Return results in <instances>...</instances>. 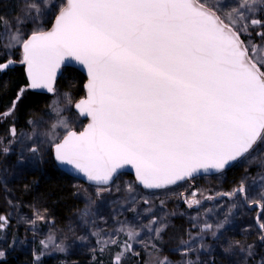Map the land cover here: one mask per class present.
Returning <instances> with one entry per match:
<instances>
[{
    "label": "snow or ice",
    "instance_id": "1",
    "mask_svg": "<svg viewBox=\"0 0 264 264\" xmlns=\"http://www.w3.org/2000/svg\"><path fill=\"white\" fill-rule=\"evenodd\" d=\"M19 15L0 13V73L24 66L27 89L55 91L57 75L73 62L87 74L86 97L76 105L79 114L90 118L87 127L77 133L65 119H58L53 130L43 133L50 151L61 164L71 168L89 184L96 199L113 190L125 193L124 201L135 212L138 193L168 190L197 176L221 173L243 160L253 163L264 154V55L257 56L264 42V0H17ZM247 37V39H242ZM20 52V59L14 58ZM67 99V94H65ZM70 103L71 101L68 100ZM55 104V102H54ZM57 117L60 110L54 108ZM10 112L2 115L6 118ZM30 125L37 122L28 121ZM17 137L16 127L8 130ZM33 131L21 141L17 164L39 157L42 142ZM31 140L32 143L25 141ZM12 140L0 139V153L12 152ZM131 166L135 180L117 183ZM264 170V161L260 162ZM247 179V178H245ZM264 181V175L253 184ZM241 180L230 192L220 193L232 203L223 219L204 220L198 228L199 248L203 236L223 239L230 217L241 205L264 206V183L255 192ZM87 191V189H85ZM259 199H255V196ZM80 221L94 223L91 195L85 197ZM149 204L148 200H143ZM189 207L199 201H186ZM163 206V201H161ZM224 208L223 204L218 205ZM151 212V208L147 210ZM209 209L205 215L211 213ZM33 226L45 217L34 209ZM113 236H97L96 264H138L140 252L135 245L144 243L141 232L153 240L163 239L166 218L152 216L141 229L118 222ZM8 224L0 216V231ZM197 225H193L196 227ZM264 241V223L260 224ZM117 237H122L119 239ZM81 240L84 238L81 237ZM15 243V241H13ZM22 243V242H21ZM42 248L55 245L50 235L40 241ZM64 251L62 245H55ZM111 246H114L111 247ZM184 264L189 259L191 241L181 240ZM153 247H156L154 244ZM234 248L252 255V245L225 241L222 250L235 256ZM5 253L0 251V257ZM39 261L40 255L34 254ZM159 264H171L167 257ZM238 264H247V257ZM264 264V261H262Z\"/></svg>",
    "mask_w": 264,
    "mask_h": 264
},
{
    "label": "rangeland",
    "instance_id": "2",
    "mask_svg": "<svg viewBox=\"0 0 264 264\" xmlns=\"http://www.w3.org/2000/svg\"><path fill=\"white\" fill-rule=\"evenodd\" d=\"M261 45L262 48L257 52L258 57L264 55V42L261 43ZM61 72L62 75H60L62 79H64L68 72L65 71V69H62ZM61 83L62 81L57 87H55L56 90L50 100V106L45 109V112L42 115L34 119V122H37L35 125H29V130L27 131H20V133L17 132L16 138H12L9 134L8 136H0V139H3L5 142L12 140L10 145L12 152L5 156V159L0 162V190L2 191V201L4 206L0 211V216H4L8 220L7 227L3 231H0V251L5 253V255L0 257V259L5 258L7 254L10 253H19L22 257H29L34 261H36L34 259V254L40 255L39 262H43L44 256H50V259L54 261L56 259L55 253L59 252L55 245H62L63 247L72 246L73 250H75L74 253L80 254L82 252L81 249H83L86 244L88 246L86 245L84 248L87 249L89 247V249H93L91 242L94 238L97 240L96 236L93 235V232H100L102 235L106 233V235H104V239H108L109 236H113L114 228L119 227L118 222H128L133 227H137L139 230L148 223L152 216H156L157 218L164 217L166 218L167 223H172L173 215L177 211V213L184 215L186 223L193 229H198L197 226H200L197 225L196 227H193V225L198 222V217L202 218L203 221L207 220L209 223H215L223 219L224 210L228 208L232 201L228 200L226 197L219 196L220 193H225V191H222L224 186L223 180L225 177L222 174H217L210 177L203 176L202 178H196L195 180L187 183L182 182L170 187L168 190L148 191L141 189L138 193H136L139 200L135 205V212L129 211V208L133 205L124 201L123 197L125 196V193L123 192L113 190L111 193H106L104 196L102 194L100 199H96L94 192L91 191L90 195L93 204L96 203L95 205L92 204L93 209H96V213L92 217L94 223L89 222L88 224H85L80 221V214L86 206L85 202L84 206L74 213L70 220L66 222L64 227L56 226V224H54L51 220H48L49 218L43 214L42 215L45 217L43 221L37 220L34 226L29 223L30 220L34 219V216L26 210L21 202L14 198L11 184L15 178L26 172L28 169L34 167H38L39 169L41 167L49 144L45 142L47 138L42 134L55 131L58 136L57 129L53 130L52 128V125L57 123L55 120L61 118L67 120L68 127L72 130H75L77 126L76 121L74 122L75 114L73 115V105L77 99L73 97L70 89ZM65 94H67V99L65 98ZM68 100L71 102L69 103ZM54 108H58L60 110V117H57ZM11 109L7 112L11 113ZM70 111L73 113L71 114ZM82 125L83 122H81L79 127L81 128ZM33 131L37 133V136L34 137V139L38 142H42L39 157L36 159H30L32 154L26 152L25 156L29 159H26L22 164H17L18 154L21 148L20 142L25 140V136H30ZM25 142L29 144L32 143L31 140ZM239 163L248 167L252 164H246L243 160ZM260 175H264V171L254 177H250L252 180L249 183H247L249 178L245 175L243 176L242 180H245L246 186L252 185V192H255L258 189L259 183H264V181H259L258 184H253L254 180H259ZM126 182L131 183L132 181L129 178H124V176L117 181V183L121 185ZM239 184H235L234 187L237 188ZM85 189L86 188H84V190ZM114 193L115 195L113 196ZM254 198L258 199L259 196L257 195ZM145 199L149 201V204L143 203V200ZM193 199L199 201L200 203L199 205H192V207H189L186 201H191ZM161 201H163V206H161ZM219 204H223L224 208H219ZM170 205H172V207H169ZM149 208H151V212L147 211ZM209 209L212 210L211 213L205 215ZM189 210H193V213L190 215L186 214ZM196 210L198 211L197 214ZM261 213L264 216V206L257 204L247 206L244 205V207L243 205L239 206L236 209V212H234L230 217V223L226 225L223 232L218 233V236H222L223 239H214L212 241L213 245L211 248H208L202 256L208 258L218 254V250H220L219 247L224 246L225 241L230 242L232 235L236 230L244 231L245 237L247 238V229H250L254 226V224L258 225L260 228L261 216L259 215ZM9 229L14 233H16V231L20 233L17 237H13L12 234L9 235ZM38 230H43L41 231L42 234ZM50 235L54 239L55 245H51L48 248H42L40 241L47 240ZM150 236L151 234L146 231L141 232V237L144 240V243L135 245L137 251L145 249L146 247H153L155 240L151 239ZM81 237L84 239L81 240ZM13 241H15V243H13ZM252 242V239L246 240L241 242L240 245H252ZM199 243L200 239H196L195 241L194 239L191 240V248L193 250L197 249L199 247ZM234 249V258L240 259L247 255L246 252L241 253ZM152 255L153 256L151 257L153 261H155L156 255Z\"/></svg>",
    "mask_w": 264,
    "mask_h": 264
},
{
    "label": "trees",
    "instance_id": "3",
    "mask_svg": "<svg viewBox=\"0 0 264 264\" xmlns=\"http://www.w3.org/2000/svg\"><path fill=\"white\" fill-rule=\"evenodd\" d=\"M0 13L8 16L9 18H14L15 15H19L17 1L0 0ZM242 39H247V37H242ZM254 42L258 44L263 43L256 37H254ZM3 43H6V41L0 40V45ZM2 51L3 49L0 47V56H2ZM14 58L17 60L20 59L19 51H14ZM65 71H67L68 74L64 79H62L61 72L60 77L54 85V89L62 81L63 85L70 89L73 97L79 100L83 97L82 86L85 78L74 69ZM25 84L26 79L22 64H17L14 68L0 73V136H8V130L12 126H15L16 131L19 133L20 131L29 130L30 124L27 122L34 121V119L42 115L45 112V109L50 106L49 103L53 94L45 95L32 92L27 89L21 95L20 100L16 102L15 109H11L20 88L24 87ZM10 109L11 114L6 118L3 117L2 114ZM70 112L71 114L73 113L72 111ZM73 115L74 122L76 121L77 123L74 131H78L80 129L79 126L81 125V122L84 121L81 120L75 112ZM56 121L58 120H55V122ZM57 132L58 137H60L63 135L64 129L58 128ZM49 148L50 144H48L46 155L44 156L42 165L39 169L38 167L28 169L26 172L22 173L13 180L11 184L12 193L14 198L21 202L30 214L33 215L34 209L39 210L41 214L47 216L49 218L48 220H51L54 224H56V226L64 227L66 222L70 220L74 213L84 206L85 197L89 196L93 189L88 184L70 178L59 171L53 163ZM3 159H5V155L0 153V162H2ZM261 161H264V154L258 155L250 167L242 165L238 162L227 171L220 173L225 177L223 180L224 186L222 191L226 192L235 188V184H239L244 175L249 178L247 181V183H249L252 180L250 177H254L264 171L260 170ZM123 176L124 178H129L132 182H134L131 176L126 174H123ZM84 188H86L87 191H85ZM105 194L106 193H104L103 196ZM114 195L115 193L113 196ZM2 197V191L0 190V211L2 210V207H4ZM169 207H172V205ZM193 210L187 211L186 214L190 215L193 213ZM177 212H175L176 215H173V222L167 223L168 227L162 234L163 239L158 241L155 240L154 244L156 245V248L146 247L145 249H141L139 251L140 257L137 258L138 264H159V261L164 257H167L171 264H184V258L180 252L174 250L180 249L182 251L181 240L191 241L194 239L195 241L196 239H200V237L198 229L189 227L184 219V215ZM197 212L198 211L196 210V214ZM234 212H236V210ZM259 216H261V222L259 221L260 224L264 223V216L262 213ZM202 221L203 219L198 217V222L195 225H201ZM197 227L199 228V226ZM38 231L42 234L41 231L43 230ZM8 232L9 235L12 234L13 237H17L20 233L18 231L14 233L10 229ZM247 233L248 237L246 238L244 231L236 230L233 233L230 242L232 244L236 242L241 244V242L252 239V248L248 250L252 253L250 256L246 255L240 259L234 258V256L223 252V246L219 247L220 250H218V254L213 255L212 257L210 256L206 258L205 256H202V254H205L206 250L208 248L210 249L213 245L212 241L214 238L209 233L203 236V243L205 245L204 249L190 251L188 258L196 261L197 264H238V261L242 262L245 257H247V264H262V261H264V241L259 239V236L262 234L261 230L258 225L254 224V226L250 229H247ZM96 238L98 239L97 236ZM118 238L122 239V237ZM91 243L93 245V249H89V247L87 249L84 248L87 245L86 244L83 249H81L82 252L80 254H75V250H73L72 246L64 247V251H59L57 252L58 254L55 253L56 259L54 261L50 259V256H44L43 262H39L34 261L29 257H22L19 253H10L7 254L5 258L0 259V264H96L93 257L98 256V252L94 251V249L98 248L97 240L94 238ZM111 247L114 248V246ZM234 250L240 252L239 248H235ZM152 254L156 255L155 261H153L151 257L153 256ZM100 258L104 260V264H110L111 256L109 253L106 252L104 256Z\"/></svg>",
    "mask_w": 264,
    "mask_h": 264
},
{
    "label": "water",
    "instance_id": "4",
    "mask_svg": "<svg viewBox=\"0 0 264 264\" xmlns=\"http://www.w3.org/2000/svg\"><path fill=\"white\" fill-rule=\"evenodd\" d=\"M64 68V66H62V69ZM71 69H74L76 70L78 73H80L81 75L84 76L85 80H84V83H83V86H82V91H83V97L80 98L79 100H77L74 105H73V110L74 112L78 115V117L83 120V125L82 127L78 130V131H75L77 133L83 131L86 127H87V124L90 123V118L88 117H85V116H81L79 114V111L78 109H76L75 105L81 100V99H84L86 97V88H85V84L87 83V74L85 71H83L81 69V66L77 65L75 62L72 63V65L70 66ZM23 71H24V66H23ZM62 71V70H61ZM60 74L61 72L58 73L57 75V79L60 77ZM24 75H25V72H24ZM25 79H26V76H25ZM57 81V80H56ZM56 83V82H55ZM55 85V84H54ZM32 92H36V93H40V94H45V95H49L51 93H48L46 90H41V89H28ZM74 131V130H72ZM51 157H52V160H53V163L54 165L56 166V168L61 171L62 173H64L65 175H67L68 177L70 178H73L75 180H78L82 183H85V184H88L83 178L81 175L77 174L72 168L71 166H67V165H64V164H61L59 161H57L55 158H54V155L53 153L51 152ZM236 164V163H234ZM234 164H232L231 166L227 167L223 172L227 171L229 168H231ZM124 174L126 175H129L133 178V180H135V170L131 168V166H126L125 169L121 170ZM222 173V172H221ZM219 173H212L210 175H199L197 177H202V176H212V175H217ZM89 185V184H88ZM145 190V189H143ZM148 191H157V190H148Z\"/></svg>",
    "mask_w": 264,
    "mask_h": 264
},
{
    "label": "flooded vegetation",
    "instance_id": "5",
    "mask_svg": "<svg viewBox=\"0 0 264 264\" xmlns=\"http://www.w3.org/2000/svg\"><path fill=\"white\" fill-rule=\"evenodd\" d=\"M54 93V92H53ZM53 93H51V94H53ZM51 94H49V95H51Z\"/></svg>",
    "mask_w": 264,
    "mask_h": 264
}]
</instances>
